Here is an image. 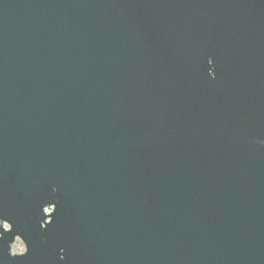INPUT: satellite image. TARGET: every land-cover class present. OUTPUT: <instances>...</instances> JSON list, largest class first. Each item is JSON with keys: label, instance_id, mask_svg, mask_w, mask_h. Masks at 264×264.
<instances>
[{"label": "water", "instance_id": "1", "mask_svg": "<svg viewBox=\"0 0 264 264\" xmlns=\"http://www.w3.org/2000/svg\"><path fill=\"white\" fill-rule=\"evenodd\" d=\"M0 264H264V0H0Z\"/></svg>", "mask_w": 264, "mask_h": 264}, {"label": "rangeland", "instance_id": "2", "mask_svg": "<svg viewBox=\"0 0 264 264\" xmlns=\"http://www.w3.org/2000/svg\"><path fill=\"white\" fill-rule=\"evenodd\" d=\"M51 210H48L47 212L49 213ZM25 245L24 242L21 239H18L14 245H13V253H18L20 250L24 249Z\"/></svg>", "mask_w": 264, "mask_h": 264}, {"label": "flooded vegetation", "instance_id": "3", "mask_svg": "<svg viewBox=\"0 0 264 264\" xmlns=\"http://www.w3.org/2000/svg\"><path fill=\"white\" fill-rule=\"evenodd\" d=\"M18 239H21V238H18ZM17 239V240H18ZM22 240V239H21ZM23 241V240H22ZM24 245H25V248L24 249H22V250H20L18 253H14V254H16V255H20V256H22V255H24L26 252H27V246H26V244L24 243Z\"/></svg>", "mask_w": 264, "mask_h": 264}]
</instances>
